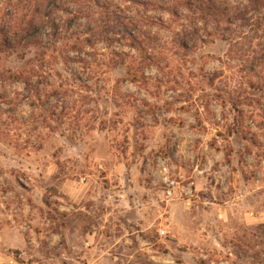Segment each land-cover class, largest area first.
Masks as SVG:
<instances>
[{
	"label": "rangeland",
	"instance_id": "rangeland-1",
	"mask_svg": "<svg viewBox=\"0 0 264 264\" xmlns=\"http://www.w3.org/2000/svg\"><path fill=\"white\" fill-rule=\"evenodd\" d=\"M0 264H264V0H0Z\"/></svg>",
	"mask_w": 264,
	"mask_h": 264
},
{
	"label": "built area",
	"instance_id": "built-area-1",
	"mask_svg": "<svg viewBox=\"0 0 264 264\" xmlns=\"http://www.w3.org/2000/svg\"><path fill=\"white\" fill-rule=\"evenodd\" d=\"M175 185H176V182H175V181H170V182L168 183V188H170V189H174Z\"/></svg>",
	"mask_w": 264,
	"mask_h": 264
},
{
	"label": "trees",
	"instance_id": "trees-1",
	"mask_svg": "<svg viewBox=\"0 0 264 264\" xmlns=\"http://www.w3.org/2000/svg\"><path fill=\"white\" fill-rule=\"evenodd\" d=\"M250 4H257V0H246ZM25 81V80H24ZM26 83V82H23Z\"/></svg>",
	"mask_w": 264,
	"mask_h": 264
}]
</instances>
